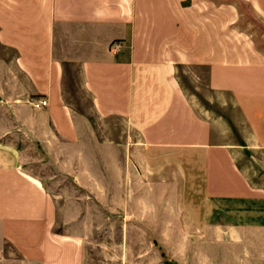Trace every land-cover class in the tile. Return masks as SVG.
Listing matches in <instances>:
<instances>
[{
  "label": "crops",
  "instance_id": "crops-1",
  "mask_svg": "<svg viewBox=\"0 0 264 264\" xmlns=\"http://www.w3.org/2000/svg\"><path fill=\"white\" fill-rule=\"evenodd\" d=\"M251 18L264 24V0H0V264H84L79 226L54 230V197L22 144L80 187L97 170L108 202L120 186V232L156 234L169 264H264V189L238 165L264 152ZM193 71L232 125L186 91L179 74ZM74 77L94 118L124 124L121 141L68 103Z\"/></svg>",
  "mask_w": 264,
  "mask_h": 264
},
{
  "label": "rangeland",
  "instance_id": "rangeland-1",
  "mask_svg": "<svg viewBox=\"0 0 264 264\" xmlns=\"http://www.w3.org/2000/svg\"><path fill=\"white\" fill-rule=\"evenodd\" d=\"M251 20L252 31L264 41V24L252 18ZM179 75L186 85V91L202 111L209 112L211 117H226L232 125L230 118L235 116L232 110L221 111L217 104L205 103L202 95L205 96L206 91L202 80L193 79L194 75L203 77L204 72H196V74L194 71L192 74L180 72ZM68 85V103L74 109L90 115L101 139L112 142L121 141V133L125 130L124 124L94 118L89 98L78 78H70ZM135 139L129 134L126 137L128 143ZM20 148L27 151L28 171L41 177L54 197L56 207L54 230L64 233L70 225L79 226L78 231L82 233L85 240L84 264H169L165 250L154 239L156 234L120 232L121 225L126 223V217L121 216L120 186H113L114 195L118 199L108 202L105 200L108 186L104 183L103 175L97 170H94L96 172L94 175H92V168L82 170L84 171L82 179L86 183L85 186L80 187L68 177H54L56 174L46 165V161H42V154L36 151L34 146L22 144ZM44 156L48 158L50 154L45 153ZM239 157L238 165L246 172L250 183L264 189V169L260 164L264 160V152L252 155L243 152ZM92 180L95 182L93 183ZM129 220L135 223L136 219L130 217Z\"/></svg>",
  "mask_w": 264,
  "mask_h": 264
},
{
  "label": "built area",
  "instance_id": "built-area-1",
  "mask_svg": "<svg viewBox=\"0 0 264 264\" xmlns=\"http://www.w3.org/2000/svg\"><path fill=\"white\" fill-rule=\"evenodd\" d=\"M47 100H38L32 103V106L36 109L47 106Z\"/></svg>",
  "mask_w": 264,
  "mask_h": 264
}]
</instances>
